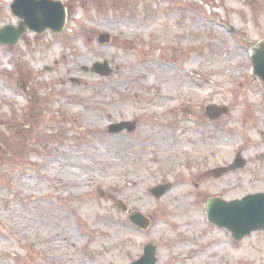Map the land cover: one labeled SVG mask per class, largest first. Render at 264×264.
I'll return each instance as SVG.
<instances>
[{"label":"rangeland","instance_id":"374dc122","mask_svg":"<svg viewBox=\"0 0 264 264\" xmlns=\"http://www.w3.org/2000/svg\"><path fill=\"white\" fill-rule=\"evenodd\" d=\"M13 1L0 0V28L19 23ZM54 1L67 8L62 33L28 31L15 47L0 46V264H132L150 244L156 264H210L190 258L217 239L228 247L215 264H264V230L236 242L205 209L211 197L264 194V83L251 61L264 41V0ZM78 56L85 67L72 65ZM169 94L173 103L161 102ZM215 106L227 112L210 120ZM120 123L134 132L110 131ZM155 130L188 139L187 150H154ZM221 139L228 157L219 156ZM238 154L242 168L209 174ZM168 183L167 195H152ZM170 194L206 226L177 256L186 233L172 223ZM129 209L150 227L133 224Z\"/></svg>","mask_w":264,"mask_h":264},{"label":"water","instance_id":"95a60500","mask_svg":"<svg viewBox=\"0 0 264 264\" xmlns=\"http://www.w3.org/2000/svg\"><path fill=\"white\" fill-rule=\"evenodd\" d=\"M12 12L20 19H23L24 22L20 24L18 29L12 26L1 29L0 44L16 45L26 32V26L39 34L44 33L47 29L59 33L63 30L66 22V10L61 2L15 0L12 5ZM98 39L101 44L110 42V36L107 34H100ZM252 61L254 73L264 81V42L262 43V51H257V54L252 57ZM94 69L101 75L110 73L107 66H101L100 64H96ZM226 112V108L210 107L207 109V115L213 119ZM125 128H128L129 131L134 130L133 125L122 123L111 126L110 131L119 132ZM244 164L245 162L238 156L233 166L214 170L212 174L219 177L228 170L242 168ZM168 189L169 186L156 187L152 190V194L156 198H160ZM120 208L124 211L126 210L122 205H120ZM206 210L209 221L219 227L230 230L234 240L237 242L254 231L264 230V194L250 195L240 201H232L230 203L213 197L207 201ZM129 218L143 229H147L150 225L149 220L138 212H133ZM155 249L154 245L147 246L144 256L134 264H155Z\"/></svg>","mask_w":264,"mask_h":264},{"label":"bare ground","instance_id":"6f19581e","mask_svg":"<svg viewBox=\"0 0 264 264\" xmlns=\"http://www.w3.org/2000/svg\"><path fill=\"white\" fill-rule=\"evenodd\" d=\"M132 28H135V27H132ZM147 30H148V28H143L142 31H147ZM82 57H84V56H78V57L75 58V60H79ZM81 61H82V63H80L78 61H74L72 63V65H74L76 68L85 67L84 59H81ZM81 80L82 79H79L80 84H84L86 86H89V84H90L89 80H87L85 78L83 79L82 82H81ZM175 85H176L175 81L170 80V87L174 88ZM186 86H190V84L186 85ZM165 98L167 99V102L169 104H172L173 101L177 98V95L176 94H169L168 96H165L164 98L161 96V102H163V100ZM155 134H156V136H158L157 139L160 141V143L157 146H161V147H159V148L156 147L155 149L152 146H150V147H152V149H154L156 151H159V152L161 151V152L170 154V153H174V152H178V151L180 152L181 149H182V151L184 152L185 150H187V147L189 146L188 145V143H189L188 139L182 140L181 142L180 141L177 142L175 140L170 139L169 137L165 136V134H162V133H160L157 130H155ZM119 138H121V137H119ZM221 140L222 141H219V143H220V147H219V151H218L219 156L228 157L230 155V152L232 151V148H227L226 145H228V142L226 140H223V139H221ZM113 143L116 144L114 139H113ZM119 143H120V141H119ZM149 144L150 143H148L147 146ZM86 148H87V150H84V151L88 152L89 155H85V156H89V158H92L91 156H95V155H92L94 153L93 143L90 142L86 146ZM88 149L90 151H88ZM146 150H148V148H146ZM102 164L103 163H100L101 166H102ZM169 184H170L171 189H172V184L171 183H169ZM181 186L182 185H180L179 188H182ZM227 188H229V187H227ZM128 192H130V191L126 190L124 192V194H128ZM134 200H135L134 201V205L138 206L137 205L138 199L135 198ZM167 200L169 202L172 201V200L175 201L170 207V211H171V213H172V215L174 217L172 223H175V225L179 227V235L182 234V233H184V234L186 233L185 243L178 244L176 246V249L174 250V251H176V253H174V255L177 256L179 254V252H181L183 250H189L190 248L193 247V245L195 247L196 244L193 243V241L190 239V235L189 234L192 235V234L199 233V231L204 230L206 228V226H205L204 222L200 219V216L198 215V213L196 211H194V210L193 211L192 210H188L186 205L184 203H182V200L177 201L178 199H177V197L175 195L173 196L172 194H170V198L168 197ZM129 211L135 212L136 210H130L129 209ZM114 229L117 230V228H114ZM60 231H61L60 229H57L56 231H52V233H51V234H55L54 237L57 238V241H56L55 246H54L55 248H59V246L62 244V241L63 242L66 241V239H61L60 236L63 235V234H60ZM61 232H63V231H61ZM202 241H204V242H201L202 244L203 243H207V242L210 241V238L209 239H204ZM207 245H208V243L206 244V246ZM227 247H228V243L227 242H225V241L222 242V241H220V239H217V243H216L215 249H211L209 251L207 249L205 251L202 249L201 252L203 251V253L201 254V256H199V254H197L196 256L193 255V256H195V258H190V259L197 260L200 263V262L203 261L202 257L204 259V257L207 256L208 258H211L210 261H209L210 264H215L216 261L214 260V258L217 256V261H218L219 260V256H220L219 253L223 252V250L226 251ZM162 264H167V262L162 261Z\"/></svg>","mask_w":264,"mask_h":264}]
</instances>
